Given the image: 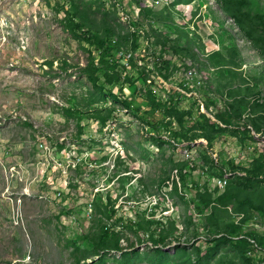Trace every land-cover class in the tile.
<instances>
[{
  "label": "rangeland",
  "instance_id": "rangeland-1",
  "mask_svg": "<svg viewBox=\"0 0 264 264\" xmlns=\"http://www.w3.org/2000/svg\"><path fill=\"white\" fill-rule=\"evenodd\" d=\"M1 155L0 264H264V0H0Z\"/></svg>",
  "mask_w": 264,
  "mask_h": 264
},
{
  "label": "trees",
  "instance_id": "trees-1",
  "mask_svg": "<svg viewBox=\"0 0 264 264\" xmlns=\"http://www.w3.org/2000/svg\"><path fill=\"white\" fill-rule=\"evenodd\" d=\"M76 18H78L79 17V10H78V12H77V14H76V16H75ZM75 19H71V27H67V29L70 31V33H75L76 31H81L80 29H79V27L77 26V25H74V23H75V21H74ZM81 37H82V39L85 41V42H88V43H92V42H98V37L97 36H95V35H93L92 33H90V32H87V33H81ZM161 48V47H160ZM104 51H106L107 50V48H102ZM103 51H101V53H102ZM155 52H153L152 53V57H153V59H154V61H153V70L154 71H157V72H160V64H161V62H162V59H159L158 58V55L156 54ZM101 58V60H104V56H102V57H100ZM171 60V59H170ZM149 98H150V96H149ZM152 101V102H155V103H158L157 101H155V99H153V98H150L149 99V101ZM161 103H165V105H169V106H173L176 102L174 101V99H171V98H168L165 102H163V101H161ZM161 103H158L159 105V107L161 106V107H163L162 105H161ZM128 105H131V103H127ZM153 106H156L154 103H153ZM197 112V111H196ZM69 113H71V112H69ZM194 114V113H193ZM199 115H200V113H199ZM205 119V117H202V115L200 116V121H203ZM106 121V119H104V122ZM161 125L164 127V125H163V123H161ZM161 125H159V127L161 128L162 126ZM200 196V195H199ZM221 201V200H220ZM195 203H196V207L197 208H199V209H202V208H208L209 207V205H210V203L209 202H203V198L200 196V197H198V199L195 201ZM115 214V213H114ZM236 225H238V223L236 224ZM242 225V224H241ZM240 228H242L241 226H234L233 225V229L234 230H240ZM243 230V229H242ZM233 236V235H232ZM231 239V238H230ZM163 238H161V241H162V243H163ZM232 240V239H231ZM112 241H116V237L114 236L113 238H112ZM224 241H227V240H224ZM237 241V240H236ZM228 242H230V241H228ZM230 243H233V242H230ZM239 244H241V243H239ZM92 245H93V250H94V253L96 254V255H99L101 252H104V251H107L110 247H111V245H109V241H108V239H107V237H104L103 238V240H101V241H99L98 243H92ZM116 245V244H115ZM116 248H117V246H116Z\"/></svg>",
  "mask_w": 264,
  "mask_h": 264
},
{
  "label": "built area",
  "instance_id": "built-area-1",
  "mask_svg": "<svg viewBox=\"0 0 264 264\" xmlns=\"http://www.w3.org/2000/svg\"><path fill=\"white\" fill-rule=\"evenodd\" d=\"M121 56L124 59V55H121ZM40 149H41V155H42V159H43L44 150L45 149L43 148V146H40ZM61 154L65 156V158L62 160V167L60 168L61 177H62L63 171L66 170V166H67V168L69 167V163L70 162H79L80 165H82V164H84L87 161L86 160L87 158L82 157V156H78L77 154H74V159H67V155H66L65 151H62ZM61 182H62V179H59L57 181V184H62ZM218 184H219L220 188H223L225 186L224 183H222V182H219ZM57 196H58V194H57ZM86 213H87V216H88V214H89V206H87Z\"/></svg>",
  "mask_w": 264,
  "mask_h": 264
},
{
  "label": "crops",
  "instance_id": "crops-1",
  "mask_svg": "<svg viewBox=\"0 0 264 264\" xmlns=\"http://www.w3.org/2000/svg\"><path fill=\"white\" fill-rule=\"evenodd\" d=\"M3 155V154H2ZM2 155L0 156V162H3V160L1 159ZM3 158V157H2ZM31 165H29L30 167ZM22 170V168H21ZM29 175H27V177H25L24 174H21V177H19V181L18 182H15V183H8L7 184V188H6V191L13 185L17 186V187H20L23 189H26L27 191H24L23 193L24 194H29V192L31 193V191L33 192L35 190V181H33V179H30V173H28ZM22 178H24L22 180ZM20 201V200H19Z\"/></svg>",
  "mask_w": 264,
  "mask_h": 264
},
{
  "label": "bare ground",
  "instance_id": "bare-ground-1",
  "mask_svg": "<svg viewBox=\"0 0 264 264\" xmlns=\"http://www.w3.org/2000/svg\"><path fill=\"white\" fill-rule=\"evenodd\" d=\"M130 58V55H128V56H126V58H125V60H127V59H129ZM128 61V60H127ZM69 156H70V159H74V153H69L68 154V158H69ZM72 163V167H73V169H75L76 167H78L79 165H80V163L79 162H71ZM220 182H222V181H220ZM223 183V182H222ZM58 197H61V194H58Z\"/></svg>",
  "mask_w": 264,
  "mask_h": 264
}]
</instances>
